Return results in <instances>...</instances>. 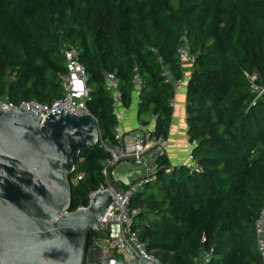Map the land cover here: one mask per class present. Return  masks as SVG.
<instances>
[{
	"label": "trees",
	"instance_id": "trees-1",
	"mask_svg": "<svg viewBox=\"0 0 264 264\" xmlns=\"http://www.w3.org/2000/svg\"><path fill=\"white\" fill-rule=\"evenodd\" d=\"M181 38L193 57L184 104L193 166L156 158L152 181L129 201L131 229L160 264H193L203 253L205 264H260L253 221L264 202V93L254 89L264 87V0H0V97L60 98L59 50L69 43L98 138L112 141L115 125L104 77L114 76L128 108L137 73V123L153 118L151 135L165 139L174 93L162 69L180 78ZM107 158L98 142L79 153L70 211L87 206Z\"/></svg>",
	"mask_w": 264,
	"mask_h": 264
},
{
	"label": "water",
	"instance_id": "water-1",
	"mask_svg": "<svg viewBox=\"0 0 264 264\" xmlns=\"http://www.w3.org/2000/svg\"><path fill=\"white\" fill-rule=\"evenodd\" d=\"M97 141L89 113L59 108L40 122L30 108L0 110V264H102L93 235L110 194L96 191L85 208L69 210L74 161ZM158 155L147 153L146 165ZM106 171L114 192L139 177L128 163Z\"/></svg>",
	"mask_w": 264,
	"mask_h": 264
},
{
	"label": "built area",
	"instance_id": "built-area-1",
	"mask_svg": "<svg viewBox=\"0 0 264 264\" xmlns=\"http://www.w3.org/2000/svg\"><path fill=\"white\" fill-rule=\"evenodd\" d=\"M60 54L64 60L65 73L58 76L61 87V97L50 103L42 104L34 100L21 101L14 104L5 97H0L1 109L30 108L40 114V122L50 113L59 110V108L73 115H84L87 113L85 101L88 98L89 90L86 86V75L83 67L78 60L77 50L69 43H62ZM177 56L181 66V75L178 80H171L166 76L164 69V83H171L173 93L179 92L185 80H187L193 57L189 54L186 40L181 38L177 49ZM159 60V59H158ZM250 80H253L250 77ZM131 97L138 101L141 87V78L135 73L130 81ZM103 86L110 94L112 113L115 120L113 127V140L102 141L98 138L99 147L108 154V158L102 163L101 175L103 182L97 191H107L113 200L106 213L99 221V230L105 233V240L96 243L101 247L103 256L102 264H160L151 254L145 251L144 245L140 243L134 231L131 229L132 214L128 209L131 197L142 191L144 186L152 181V174L157 171L155 160L148 165L145 163V156L150 151L158 152V156L164 155L167 146L165 139L155 138L151 135L152 129L146 126L137 125L136 128L124 140V134L121 130L123 119L121 95L117 88V81L112 74L104 77ZM257 97L264 93V87L257 90ZM176 105L174 98L169 101L171 109ZM193 143L190 144L192 146ZM190 166L191 157L188 154ZM81 162V159L78 160ZM120 163H128L135 167V173L138 178L133 179L128 186L122 187L118 192H114L107 184L110 171L107 168L115 167ZM169 170H165V173ZM82 172L77 173L71 180L72 185H76L82 179ZM96 192V191H95ZM91 193L90 197L95 193ZM254 241L260 264H264V202L253 221ZM209 258L208 253H203L199 258L193 260V264H205Z\"/></svg>",
	"mask_w": 264,
	"mask_h": 264
},
{
	"label": "crops",
	"instance_id": "crops-1",
	"mask_svg": "<svg viewBox=\"0 0 264 264\" xmlns=\"http://www.w3.org/2000/svg\"><path fill=\"white\" fill-rule=\"evenodd\" d=\"M186 81H184L182 89L173 95L176 105L172 108L170 115L168 132L165 138L167 146L163 155L170 166L190 165L188 154L192 146L187 141L186 115L184 112ZM136 104L137 101L131 97L129 107L122 109L121 130L124 134V140L128 139V136L138 125L136 120ZM153 126V118H150L146 127L151 130Z\"/></svg>",
	"mask_w": 264,
	"mask_h": 264
},
{
	"label": "rangeland",
	"instance_id": "rangeland-1",
	"mask_svg": "<svg viewBox=\"0 0 264 264\" xmlns=\"http://www.w3.org/2000/svg\"><path fill=\"white\" fill-rule=\"evenodd\" d=\"M93 239L97 243H100L101 241L105 240V233H103L101 230L95 231L93 235Z\"/></svg>",
	"mask_w": 264,
	"mask_h": 264
}]
</instances>
